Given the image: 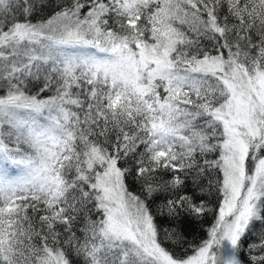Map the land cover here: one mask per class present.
<instances>
[{
  "label": "snow or ice",
  "instance_id": "1",
  "mask_svg": "<svg viewBox=\"0 0 264 264\" xmlns=\"http://www.w3.org/2000/svg\"><path fill=\"white\" fill-rule=\"evenodd\" d=\"M0 264H264V0H0Z\"/></svg>",
  "mask_w": 264,
  "mask_h": 264
}]
</instances>
